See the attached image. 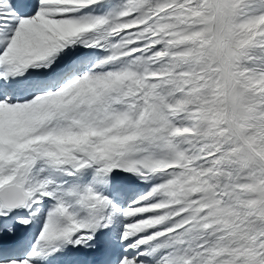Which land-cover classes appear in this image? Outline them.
<instances>
[{
    "label": "snow or ice",
    "instance_id": "obj_1",
    "mask_svg": "<svg viewBox=\"0 0 264 264\" xmlns=\"http://www.w3.org/2000/svg\"><path fill=\"white\" fill-rule=\"evenodd\" d=\"M0 264H264V0H0Z\"/></svg>",
    "mask_w": 264,
    "mask_h": 264
}]
</instances>
